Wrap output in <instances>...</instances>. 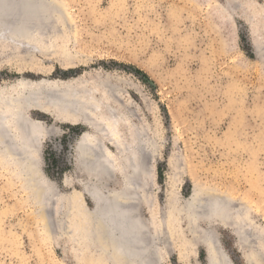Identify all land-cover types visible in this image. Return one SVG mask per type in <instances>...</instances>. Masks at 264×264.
<instances>
[{
    "label": "rangeland",
    "instance_id": "obj_1",
    "mask_svg": "<svg viewBox=\"0 0 264 264\" xmlns=\"http://www.w3.org/2000/svg\"><path fill=\"white\" fill-rule=\"evenodd\" d=\"M54 2L62 7L49 32L44 27L48 35L4 50L0 42V90L20 80L89 85L121 79L132 103L125 111L152 139L145 155L149 177L142 178L136 204L154 232L165 229L169 247L160 264H206L192 230L207 223H195L186 205L207 192L248 212L247 222L261 229L249 253L264 256V0ZM65 51L75 64L62 65ZM29 114L57 132L36 153L43 177L38 190L0 151V264H106L98 233L87 236L94 202L86 188L110 196L123 186L121 175L78 166L75 145L91 127L38 110ZM47 187L56 194L42 201ZM215 218L210 221L229 260L246 264L232 224Z\"/></svg>",
    "mask_w": 264,
    "mask_h": 264
},
{
    "label": "bare ground",
    "instance_id": "obj_2",
    "mask_svg": "<svg viewBox=\"0 0 264 264\" xmlns=\"http://www.w3.org/2000/svg\"><path fill=\"white\" fill-rule=\"evenodd\" d=\"M59 6L54 0H0V42L4 45L3 50L10 42L30 43L48 35L47 24L55 19L52 14L59 10ZM230 7L236 9L235 3ZM63 59V66L76 63L67 51ZM120 80L110 82L102 78L89 85L20 80L1 89L0 151L5 155L6 162L17 167L19 175L33 182L38 190L43 177L36 153L40 141L57 130L54 126L45 128L42 122L32 119L29 112L38 110L52 115L56 121L91 127L93 132H85L75 145L78 166L96 175L111 176V171L117 172L121 175L123 186L110 196L102 195L95 187L86 188L94 202V211L87 215L93 225L87 236L98 233L106 264H160L161 252H167L169 247L165 229L156 228L154 232L140 216L136 204L143 191L142 178L149 177L145 155L151 153L152 139L148 131L139 130L131 120L133 112L128 114L125 111L132 103L124 99ZM130 87L135 89L133 85ZM106 143L115 148L117 156L105 148ZM55 194L53 188L47 187L43 188L40 196L42 201H46ZM220 200L219 194L207 192L186 205L195 223L199 219L207 223L206 228L196 225L191 229L194 243L204 248L206 264H232L219 242L215 221H210L215 216H218L217 220L232 224L229 228L246 264H264V256L250 254L248 250L251 243L260 238L261 229L247 222V211L230 208L226 199L222 200L226 205Z\"/></svg>",
    "mask_w": 264,
    "mask_h": 264
},
{
    "label": "water",
    "instance_id": "obj_3",
    "mask_svg": "<svg viewBox=\"0 0 264 264\" xmlns=\"http://www.w3.org/2000/svg\"><path fill=\"white\" fill-rule=\"evenodd\" d=\"M112 212V211H111ZM102 222H104V221H102Z\"/></svg>",
    "mask_w": 264,
    "mask_h": 264
}]
</instances>
